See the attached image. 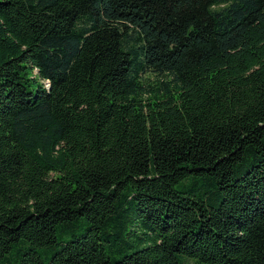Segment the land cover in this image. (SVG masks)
I'll return each instance as SVG.
<instances>
[{
	"label": "trees",
	"instance_id": "1",
	"mask_svg": "<svg viewBox=\"0 0 264 264\" xmlns=\"http://www.w3.org/2000/svg\"><path fill=\"white\" fill-rule=\"evenodd\" d=\"M0 264H264V0H0Z\"/></svg>",
	"mask_w": 264,
	"mask_h": 264
},
{
	"label": "rangeland",
	"instance_id": "2",
	"mask_svg": "<svg viewBox=\"0 0 264 264\" xmlns=\"http://www.w3.org/2000/svg\"><path fill=\"white\" fill-rule=\"evenodd\" d=\"M149 77V79H156L158 76L156 75V74H154V73H149V75H148ZM85 226H86V224H85ZM85 231V227H82V228H80L79 230H78V232L79 233H81V232H84Z\"/></svg>",
	"mask_w": 264,
	"mask_h": 264
}]
</instances>
